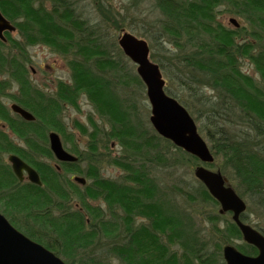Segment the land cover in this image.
<instances>
[{
	"label": "trees",
	"instance_id": "1",
	"mask_svg": "<svg viewBox=\"0 0 264 264\" xmlns=\"http://www.w3.org/2000/svg\"><path fill=\"white\" fill-rule=\"evenodd\" d=\"M86 1L98 22L83 17L79 0H0L1 13L18 32L0 41V120L24 142L17 146L0 129V214L66 264H225L222 246L230 244L256 255L230 212L219 213L220 204L197 178L195 184L179 178L165 189L156 172L205 164L232 177L234 191L264 215V0H119L120 8L115 0ZM145 2L157 10L152 20L137 11ZM222 8L247 26L227 28L219 20ZM124 29L147 39L167 94L195 120L212 163L154 131L141 100L144 84L110 36ZM39 43L65 56L70 72L48 97L28 82V47ZM245 61L258 79L242 69ZM13 83L18 95L7 93ZM1 96L35 120L12 114ZM81 96L108 127L91 116L90 131L74 121L89 135L87 148L72 145L76 162L57 161L56 169L39 156L56 161L48 132L68 138L61 101L79 110ZM110 142L118 148L113 154ZM9 154L35 168L41 185L18 181ZM104 165L120 169V177H102ZM74 175L86 184L74 182ZM246 211L240 218L249 224Z\"/></svg>",
	"mask_w": 264,
	"mask_h": 264
},
{
	"label": "water",
	"instance_id": "2",
	"mask_svg": "<svg viewBox=\"0 0 264 264\" xmlns=\"http://www.w3.org/2000/svg\"><path fill=\"white\" fill-rule=\"evenodd\" d=\"M235 27L238 23L230 18ZM14 31L13 24L0 11V40L5 41V32ZM118 46L123 54L135 65L138 77L142 80L146 99L150 104L149 122L155 132L163 138L204 163H212L213 155L207 142L197 130L196 122L188 110L177 99L168 95L165 89L166 80L161 68L150 58V47L146 39L137 37L125 29L118 35ZM14 113L26 121H32L35 116L23 107L11 104ZM49 148L60 162H75L77 157L62 146L56 132H50ZM11 169L19 180L24 171L28 181L41 184L36 170L15 154L9 155ZM193 173L203 183L208 193L220 204L219 213L230 212L231 219L238 226L244 242L254 245L256 255L248 256L233 246H222V257L225 264H264V235L253 226L242 222L240 216L246 209V203L227 182V178L219 170H211L203 165H197ZM75 182L84 185L86 180L81 176L73 177ZM0 264H66L60 257L42 244L32 241L29 237L17 230L5 216L0 214Z\"/></svg>",
	"mask_w": 264,
	"mask_h": 264
},
{
	"label": "rangeland",
	"instance_id": "3",
	"mask_svg": "<svg viewBox=\"0 0 264 264\" xmlns=\"http://www.w3.org/2000/svg\"><path fill=\"white\" fill-rule=\"evenodd\" d=\"M114 3L117 8L122 7V5L119 4V0H115ZM80 5L83 7V10H84V14H85L83 16L84 18L85 17L89 18L90 23L99 21L95 11L92 9V7H90V5L88 4L86 0H79L78 7ZM222 10L224 11H222V13L220 14L219 20L227 28L230 29V28H240L241 26H247V23H245L241 17H238L234 13L228 12L229 8H226V9L222 8ZM137 11L140 13L142 18L145 19V17H147L148 20H152L154 16L153 14H156L157 12V10L154 11L153 4H148L146 2L144 3V5L138 8ZM230 18H233V20L238 23V27H235L234 23L230 21ZM125 30L132 32L127 29ZM11 35L17 38L18 32L15 30L12 32ZM118 35L119 33L110 34L112 38H116V39ZM247 40H251V39L247 38ZM28 53L30 55V63L29 65H27V70L29 71L30 78L33 84H35V86H37L39 89H43L44 91L48 93H52L55 90L56 81L58 79L67 81V82L69 81L70 72H69V67L67 65V62H66L67 59L65 56H63L62 54L60 55L59 53H56L55 51H52L46 45H43L40 43L39 45L29 46ZM243 64H244L242 67L243 70H245L249 74H252L256 79L259 78V76L256 73H254L251 64H249L247 61H245ZM129 66L132 67L134 72H136L135 65L133 64L132 61L130 62ZM164 79L166 80V78ZM166 83H167V80H166ZM16 89H17L16 85L12 84V88L9 91H7V93L10 92L13 94L16 92ZM142 90L144 92H143V96L141 95L142 96L141 100L144 103L146 102V107L148 111L151 113L149 101H147L146 99L145 86L143 87ZM205 93L206 95H209L210 91L207 90ZM11 101L12 99L8 96L2 97V102L8 108H9ZM193 103L197 104L196 101H193ZM78 104L80 106L79 110L69 105V106H66V108L63 111V123H64L63 126H66V136H68V138L65 139L64 141V139L61 136V139H62L63 147H66L68 151H70L72 145L77 146V148H79L81 151H85L87 148L86 144L90 140L89 135L81 133L79 128L76 125H74V121H77L80 124L86 126L87 130L90 131L92 129V126L89 124L88 118L89 116H91L94 119L95 123L98 124L100 127H105L106 129L108 127V124L104 123L103 120L100 118V116H98V114L94 112L92 105L88 103V100L85 98V96L80 97ZM0 126L4 127V123L1 120H0ZM204 140L206 141L205 138ZM98 144L100 145V149L104 152L105 151V148L103 147L104 143H101V141H99ZM110 144H111V147H110L111 153L113 154L115 153V151L117 152L118 148H116V145H114V143L112 144L111 142ZM42 159L47 160L49 163H51V165H55L56 163L59 162L58 160H56L55 162H53L52 160L49 161L45 157L44 158L42 157ZM168 169L169 168L167 169L162 168V171L158 169V171L156 172L157 179H158L160 186L161 185L164 186L165 189H167L168 187L172 188V186L176 184V180L179 178H181L182 180L190 181L191 183L195 184L196 177L192 173L193 168L188 169V170L185 168L174 169L173 171L168 170ZM120 171H121L120 169L115 168L113 166L104 165L101 169L100 174L102 177H105V178H109V177L118 178L120 177V174H121ZM227 178H228L227 179L228 182L234 188L235 187L234 185H236V182L233 180L232 177H227ZM174 191L177 192V190H174ZM245 196L246 194L244 193L242 199L247 204V211H246L247 221L249 222V224H253L257 226L258 228H262L264 230V215L260 213L258 210L256 211L255 203L251 202L248 196L246 197ZM91 202L94 204L97 203V201H91ZM76 203L78 202L77 201L74 202V204ZM138 222L140 223L141 221L138 220ZM205 226L207 227L208 223ZM235 242H239V241H235Z\"/></svg>",
	"mask_w": 264,
	"mask_h": 264
},
{
	"label": "flooded vegetation",
	"instance_id": "4",
	"mask_svg": "<svg viewBox=\"0 0 264 264\" xmlns=\"http://www.w3.org/2000/svg\"><path fill=\"white\" fill-rule=\"evenodd\" d=\"M59 81H63V80H60V79H58L57 81H56V87H57V82H59ZM28 82H29V84L31 83V84H33V82H32V80H31V78H30V74H29V76H28ZM64 82H67V81H64ZM13 85H16L15 83H13ZM35 85V84H34ZM16 87H17V85H16ZM35 87H37V86H35ZM56 87H55V90L53 91V92H55L56 91ZM38 88V87H37ZM40 90H42V92H43V94L44 95H46L47 97H48V95H52L53 94V92L52 93H48V92H46V91H44L43 89H40ZM13 94H16V95H18L19 93H18V87H17V89H16V92L15 93H13ZM2 97L3 96H1V99H2ZM77 103H79V102H77ZM11 104H16V105H18V106H21V107H23L24 109H25V107L24 106H22V105H20V104H18V103H16L15 101H11L10 102V105H9V111L12 113V114H14V115H16V116H18V117H20L18 114H16V113H14L13 112V110H12V107H11ZM61 105H62V111L60 112V115H62V117H61V119H62V123H63V111H64V109L66 108V106H71V104H68L67 102H65V101H61ZM73 107V106H72ZM80 107V106H79ZM73 108H75V107H73ZM77 109V108H76ZM25 110H27V109H25ZM28 111V110H27ZM29 112V111H28ZM20 118H22V117H20ZM23 119V118H22ZM26 121V120H25ZM63 125H64V123H63ZM0 129H3L7 134H8V137H9V139L10 140H12L17 146H20V147H22L23 145H24V142H23V140L22 139H20V138H18L17 136H15L14 135V133L12 132V131H10L8 128H7V126H6V124L4 123V127H1L0 126ZM49 133L50 132H48V135H49ZM48 135H47V137H48ZM14 138H13V137ZM49 138V137H48ZM17 141H19V142H17ZM112 144H113V142H112ZM48 148H49V144H48ZM64 148H66V147H64ZM8 157V156H7ZM39 158H42V157H40L39 156ZM26 162V161H25ZM52 166H56V167H58V165L57 164H55V165H52ZM18 181H20V182H30V181H28V179H27V175H26V172L24 171V173H23V175H22V179L21 180H19L18 179Z\"/></svg>",
	"mask_w": 264,
	"mask_h": 264
}]
</instances>
